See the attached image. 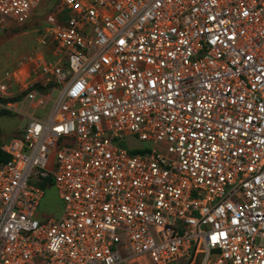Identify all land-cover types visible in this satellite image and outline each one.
Wrapping results in <instances>:
<instances>
[{"label": "built area", "instance_id": "1", "mask_svg": "<svg viewBox=\"0 0 264 264\" xmlns=\"http://www.w3.org/2000/svg\"><path fill=\"white\" fill-rule=\"evenodd\" d=\"M42 1L0 0V34ZM46 21L52 59L0 81L25 120L0 264H264V0H59Z\"/></svg>", "mask_w": 264, "mask_h": 264}, {"label": "rangeland", "instance_id": "2", "mask_svg": "<svg viewBox=\"0 0 264 264\" xmlns=\"http://www.w3.org/2000/svg\"><path fill=\"white\" fill-rule=\"evenodd\" d=\"M59 0H43L39 8L35 11L33 18L21 27H14L0 34V81L5 71L14 69L19 58L24 55H32L37 58L43 57L51 60L53 55V44L47 39L43 44L47 28V15L55 9ZM0 102V112L7 111L2 108ZM8 112V111H7ZM25 120L23 116L8 112L0 116V143H6L20 135ZM62 201L59 198L58 190L55 186L49 187L43 196L38 207L40 215L55 214L60 216L62 211ZM139 264H149L141 260Z\"/></svg>", "mask_w": 264, "mask_h": 264}, {"label": "trees", "instance_id": "3", "mask_svg": "<svg viewBox=\"0 0 264 264\" xmlns=\"http://www.w3.org/2000/svg\"><path fill=\"white\" fill-rule=\"evenodd\" d=\"M19 99V97H6V96H3V95H1L0 94V102L1 103H8V102H10V101H16V100H18ZM9 112V111H8ZM7 111H2V112H0V116H3L4 114H7L8 113ZM11 113V112H10ZM22 136V131L20 132V135L18 136V137H21ZM17 138V137H16ZM2 145H1V143H0V161H8V160H10V156L8 155V154H6L5 152H3V150H2ZM51 181H49L48 180V183H50ZM52 185L53 184H51V185H47L46 184V186H44L45 188H46V190L49 188V187H52Z\"/></svg>", "mask_w": 264, "mask_h": 264}, {"label": "water", "instance_id": "4", "mask_svg": "<svg viewBox=\"0 0 264 264\" xmlns=\"http://www.w3.org/2000/svg\"><path fill=\"white\" fill-rule=\"evenodd\" d=\"M200 261H201V258H200L199 262H197V264H200Z\"/></svg>", "mask_w": 264, "mask_h": 264}]
</instances>
